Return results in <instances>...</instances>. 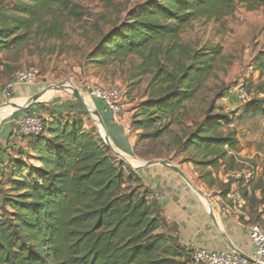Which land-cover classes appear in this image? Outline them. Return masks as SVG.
I'll return each instance as SVG.
<instances>
[{
	"label": "trees",
	"instance_id": "trees-1",
	"mask_svg": "<svg viewBox=\"0 0 264 264\" xmlns=\"http://www.w3.org/2000/svg\"><path fill=\"white\" fill-rule=\"evenodd\" d=\"M238 8L264 10V0H146L96 40L88 54L91 64L135 55L139 62L124 83L134 87L150 76L147 97L132 111L129 124L138 135L135 158L150 161L138 147H150L167 131L221 61L220 46L196 50L183 44L184 28L195 21L221 24ZM82 18L79 6L69 0H0V75L9 68L1 54L19 52L33 38L61 41L64 22ZM19 72L7 78L3 92ZM248 75L240 86L248 101L244 115L264 119V52L255 57ZM119 88L127 102V90ZM39 112L41 133L21 136L27 151L11 157L0 172V264H195L192 250L179 243L173 226L174 235L167 233L170 227L151 191L84 128L72 109L40 105ZM229 126L231 121L214 114L210 105L178 141L186 154L183 161L197 168L208 188L219 183L222 198L233 180L223 184L212 170L238 167L239 142ZM257 191L260 199L255 198ZM238 192L246 203L251 199L264 205V184L249 190L239 184ZM257 220L251 211L248 221ZM238 221L247 226L243 217Z\"/></svg>",
	"mask_w": 264,
	"mask_h": 264
},
{
	"label": "rangeland",
	"instance_id": "rangeland-1",
	"mask_svg": "<svg viewBox=\"0 0 264 264\" xmlns=\"http://www.w3.org/2000/svg\"><path fill=\"white\" fill-rule=\"evenodd\" d=\"M69 1L79 6L83 18L80 22L72 20L64 22L63 40L33 38L21 51L1 54L9 68L2 71L0 75L2 79L0 92L3 91L7 78L13 77L16 72L35 69L39 75L37 82L20 86L34 87L38 89V92L56 84L63 85V88L47 91L33 105L56 108L58 104H61L66 110L72 109L83 120L84 128L101 139L99 133L101 126L96 125L86 111L88 106L94 110V101L86 96L87 90L108 86L122 87L127 90L128 112L131 119L132 111L147 97L150 76L144 77L138 85L129 87L124 80L130 69L139 62L137 56L95 65L90 63L88 54L102 34L118 26L124 21L131 8L146 0ZM180 38L181 42L191 49L220 46L221 61L214 75L207 80L196 98L187 102L183 109L172 118L167 131L150 147L143 146L140 149L138 147V153L150 161L163 160L182 168L187 167L195 182L191 183L192 186L208 208L217 205L232 216L243 217L248 227L254 223L264 229V205L256 206L252 204L251 199L249 203H246L238 192L239 184L248 186V190L252 185L264 184V119L259 116L244 115L248 101L241 98L244 91L242 92L240 87L248 78L255 57L264 52V10L246 12L238 8L233 16L226 18L221 24L195 21L184 28ZM254 79L257 80V74H254ZM224 88H226L225 91H223ZM4 94L0 105V111H3L0 122L13 112L5 105L15 102L12 98L13 92H4ZM75 95L83 99L86 108L79 104ZM210 105L214 106V114L221 113L231 121L228 130L236 132L239 142L238 152L235 155L238 167L233 171L225 170L223 167L212 170L213 176L223 184L233 180L230 182V192L226 198L219 195V183L208 188L199 180L197 168L183 161L186 154L178 148V141L184 139L195 123L204 118ZM18 112L20 111L16 113ZM128 132L135 142L138 135L134 136L136 134L133 135L130 132V126ZM111 155L118 162L125 164L114 152L111 151ZM125 165L130 167L128 164ZM261 197L257 191L255 198ZM251 211L255 213L257 222L248 221ZM167 233L174 235L171 227L168 228Z\"/></svg>",
	"mask_w": 264,
	"mask_h": 264
},
{
	"label": "crops",
	"instance_id": "crops-1",
	"mask_svg": "<svg viewBox=\"0 0 264 264\" xmlns=\"http://www.w3.org/2000/svg\"><path fill=\"white\" fill-rule=\"evenodd\" d=\"M37 93V88H24L15 85L12 94L15 102L12 104L26 106L29 103L27 101ZM4 96V92H0V105ZM93 103L94 110L88 106L86 111L96 125L101 126L100 135L107 138L118 152L125 155L132 171L154 195L161 207L165 222L174 227L175 234L182 246L192 251L205 249L212 253L236 252L242 256L252 254L248 226L240 223L236 216L228 214L217 205L208 208L202 197L190 186L195 182L187 167L182 168L171 163L181 172L182 178L168 166L157 164L148 166L145 165V162L151 161H142L132 155L134 138L128 132L129 106L128 111L122 116V121L116 123L100 101ZM41 106L47 107V105ZM60 106L61 104L57 105V107ZM11 109L13 110V108ZM39 111L40 106L33 105L29 110L23 112H11L1 120L0 160L3 164L11 157H18L19 154L27 151V143L19 132L18 118L30 113L39 115ZM2 115L3 111H0V117Z\"/></svg>",
	"mask_w": 264,
	"mask_h": 264
},
{
	"label": "built area",
	"instance_id": "built-area-1",
	"mask_svg": "<svg viewBox=\"0 0 264 264\" xmlns=\"http://www.w3.org/2000/svg\"><path fill=\"white\" fill-rule=\"evenodd\" d=\"M38 78L39 75L35 69L21 71L15 76L14 84L8 87L13 88L15 85L23 84L32 85L37 82ZM8 87L4 91L5 93H9ZM86 96L90 100L100 101L116 123H120L123 114L128 111V104L124 99L123 91L117 86L89 88ZM241 98L245 99V94L241 95ZM17 124L21 136H36L42 131V123L36 113L19 117ZM104 138L101 136L102 140ZM2 168L3 163L0 160V172ZM248 238L252 247L250 256H242L236 252L212 253L205 249H195L192 251V259L195 264H264V229L259 225L249 226Z\"/></svg>",
	"mask_w": 264,
	"mask_h": 264
},
{
	"label": "water",
	"instance_id": "water-1",
	"mask_svg": "<svg viewBox=\"0 0 264 264\" xmlns=\"http://www.w3.org/2000/svg\"><path fill=\"white\" fill-rule=\"evenodd\" d=\"M48 88H53L55 90H61L63 88V85L61 84H56V85H53L51 87H48ZM47 89V88H45ZM8 92H13V89L11 87H8ZM45 92V90H42L40 93L37 94V96H33L31 101H29V103L26 105V106H22V107H17L15 109H13L12 111L13 112H17V111H26L30 108V106H32L33 104L37 103V99L39 98V96H41L43 93ZM75 99L79 102V104H81L84 108H86V105L83 101V99H81L79 96L75 95ZM7 106V105H5ZM8 106H12L11 103L8 104ZM11 113V112H10ZM102 128H104L102 126ZM104 143L106 144V146H108L112 152H114L115 154H117V156L120 158V160L122 162H124L125 164H128L129 163L127 162V160L125 159V155L121 154L120 152H118L112 145L111 143L108 141L107 138H104ZM154 164H157V165H163V166H168L170 168H172L177 174H179L182 178H183V175L181 174V172L173 165L171 164L170 162H167V161H163V160H157V161H151V162H145V165H154ZM195 191L196 189L190 185Z\"/></svg>",
	"mask_w": 264,
	"mask_h": 264
},
{
	"label": "bare ground",
	"instance_id": "bare-ground-1",
	"mask_svg": "<svg viewBox=\"0 0 264 264\" xmlns=\"http://www.w3.org/2000/svg\"><path fill=\"white\" fill-rule=\"evenodd\" d=\"M43 90H45V92L41 95V96H39V98H41L47 91H49V90H55V89H53V88H47V89H43ZM42 91V90H41ZM41 91H39L38 93H40ZM37 93V94H38ZM37 94L36 95H34V96H37ZM5 107H9V106H5ZM17 107H21V106H17V105H15V104H12V106H10V108H13V109H15V108H17Z\"/></svg>",
	"mask_w": 264,
	"mask_h": 264
}]
</instances>
